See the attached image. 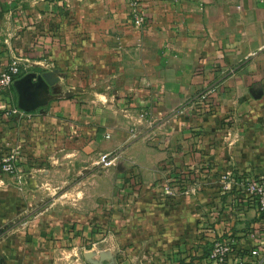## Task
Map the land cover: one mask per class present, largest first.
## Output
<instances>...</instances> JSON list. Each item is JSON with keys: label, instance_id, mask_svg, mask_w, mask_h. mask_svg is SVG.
Segmentation results:
<instances>
[{"label": "crops", "instance_id": "1", "mask_svg": "<svg viewBox=\"0 0 264 264\" xmlns=\"http://www.w3.org/2000/svg\"><path fill=\"white\" fill-rule=\"evenodd\" d=\"M27 1L0 0V13L15 7L17 19ZM140 1L142 30L130 0H45L34 42L17 23L0 34V71L17 62L16 81L60 78L14 117L32 130H0V158L16 152L21 171L0 173V264H213L201 231L212 242L233 236L246 253L256 234L264 256V216L223 179H264V0ZM10 98L18 107L15 87ZM132 125L137 138L119 131ZM95 130L112 132L101 150ZM99 151L120 152L111 167L127 182L122 209L99 207ZM136 179L147 186L133 190ZM163 179L199 184L204 212L169 204L155 185Z\"/></svg>", "mask_w": 264, "mask_h": 264}, {"label": "rangeland", "instance_id": "2", "mask_svg": "<svg viewBox=\"0 0 264 264\" xmlns=\"http://www.w3.org/2000/svg\"><path fill=\"white\" fill-rule=\"evenodd\" d=\"M30 1H36V0H29V2L27 1V2L23 3L22 7L19 8L18 14H17V12H14L15 14L18 15L17 19L11 17V15L9 14L12 10L16 9L15 7H11V9H7V10H2V12L0 13V34L2 35L1 37L4 38V37L8 36L12 27L15 28L14 27V25H16L15 23L21 25V26H19V35H21V32L24 31L27 33L28 39L30 38L31 41L35 37V36H33L34 33H36V34L41 33L42 28L45 26V21H44L45 0H41V1L39 0L40 1L39 3L30 2ZM42 1H44V2H42ZM34 11L37 12V16H35V17H34V15H35ZM33 31H34V33H33ZM26 33L24 36L20 37L21 39L25 38L24 41L26 40ZM7 39H9V38H7ZM34 40H33V42H34ZM103 110L105 111L106 109H103ZM143 110H145L141 113V117L143 119V122H146V123L151 122L153 120V113H154L153 107L150 106V108L148 107V108H145ZM104 111L101 114H106V112H104ZM109 113L110 112H108L107 115ZM143 113H147L148 116H142ZM13 124H15V125H13ZM100 128H102V127H100ZM39 129L42 130L41 128H39ZM0 130H32V128L29 126V124H26V123H23L20 121L17 122L15 120V118L13 117L10 119H0ZM108 131L109 130H95V132H96L95 134H98L97 135L98 136V143L100 146L99 150H101L102 144L105 143L107 140H109V137H110L109 134L112 132L108 133ZM119 131L120 132L121 131L122 132L123 131L124 132L125 131L130 132V136L132 134L133 138H137L138 136L141 135V131H143V130H138L137 125H132L129 130H119ZM101 153H102L101 151L98 152V157H99L98 188H99V190L102 189L103 191L100 190L101 195H99V199H98L99 200L98 201L99 207L112 203L113 209H117V208L122 209L125 206L124 203H126V201L124 200L125 195H123V194H127V193L122 192L123 191L122 190V184L123 183L127 184V182H125V179H124V182H123V180H121L120 183L118 181V178L121 177L120 176V174H121L120 165H117L116 167L115 166L105 167L102 163H100L101 158L105 155V154L101 155ZM106 154H110V158L112 160H114L115 157H117V155H119V158H120V152L117 153V151L111 152V153H106ZM118 163L119 162H117V164ZM56 164H55V167H56L55 169L58 170V165L56 166ZM109 169H112L110 171V173L107 172ZM20 172H21L20 171V163L18 161L17 170L14 173V175L11 174L8 176L18 177ZM0 173H2V172H0ZM51 178L54 179V180H52V182L55 184H57V181L61 180L57 173L55 175H53ZM171 179H167V180L163 179L159 183L155 184L157 186V188L159 189L160 193H162L166 196L169 204H174V205L179 204L181 200L186 199L190 202L193 201L195 203V205H198L196 207L199 208L201 210V212L203 213L204 212L203 208L205 206L201 203L200 199L196 198V195L199 193L200 190H202L201 186H199V184H197V183L188 184L187 182L182 181V180L180 182H178L176 180H171ZM130 184H131V187H133V190H136L135 188L139 187L140 185L147 186L146 184L141 183L139 181V179H136L134 182H131ZM50 186H51V184H49V186H47V187H50ZM111 186H113L115 188V190H114L115 195L113 194V190H112ZM151 187H153V186H151ZM227 188L233 189L234 188L233 184L228 183ZM140 189L142 190V188H140ZM191 190H194V194L191 195V197H195V198H191L192 200H189L190 197L187 195V192H189ZM167 191L169 192V194L166 193ZM102 193L108 194V196L102 197L103 196ZM110 197H112V198H110ZM135 202H136V200H135ZM206 212H208V210H206ZM210 212H212V211H210ZM215 212H217V211H215ZM227 215H228V213H227ZM234 219H235V215L232 212V215L229 219V222L233 221ZM202 230H204V229H202ZM204 234H206L205 231H201V233H200V236H202L201 241L204 240V242L206 244H208L209 247L211 248L212 243H213L211 241L212 238L208 237V238H210L208 240V239H206L207 237H205ZM196 250H197L196 247H194L195 254H197ZM200 252L202 253V250ZM82 264H84V263H82ZM204 264H207V263H204Z\"/></svg>", "mask_w": 264, "mask_h": 264}, {"label": "built area", "instance_id": "3", "mask_svg": "<svg viewBox=\"0 0 264 264\" xmlns=\"http://www.w3.org/2000/svg\"><path fill=\"white\" fill-rule=\"evenodd\" d=\"M130 3L131 23L133 27L142 30L147 25L145 10L141 6L140 0H130ZM21 72V67L17 62L12 63L0 71V119H10L24 115L23 111L12 104L10 98V92ZM142 116H148V114L143 113ZM100 161L105 167L111 166L113 163L110 154H105ZM17 164L18 154L16 152L8 153L0 158V172L7 175H14L17 170ZM223 179L241 189L248 198L255 202L259 213L264 216V179L239 178L232 174L223 176ZM166 193L169 194L168 191ZM251 239L257 242V244L248 253L245 252V248L241 247L237 238L233 236L215 239L210 248L208 259L213 264H228L230 261L237 262L245 259L253 262L256 259H260L264 262V256L261 254V247L263 245L258 243L260 242L259 236L251 234Z\"/></svg>", "mask_w": 264, "mask_h": 264}, {"label": "water", "instance_id": "4", "mask_svg": "<svg viewBox=\"0 0 264 264\" xmlns=\"http://www.w3.org/2000/svg\"><path fill=\"white\" fill-rule=\"evenodd\" d=\"M60 81V78L55 77L53 72L44 73L41 76H36L35 74H28L22 79L14 83V87L19 95L18 107L21 111L31 113L35 111L38 107L36 101L37 91L42 89L44 82L49 86L55 85ZM79 91V90H77ZM74 92H68L66 97H71ZM42 113V111H40Z\"/></svg>", "mask_w": 264, "mask_h": 264}, {"label": "trees", "instance_id": "5", "mask_svg": "<svg viewBox=\"0 0 264 264\" xmlns=\"http://www.w3.org/2000/svg\"><path fill=\"white\" fill-rule=\"evenodd\" d=\"M209 251H210V249H209ZM209 251H208V254L207 255H209Z\"/></svg>", "mask_w": 264, "mask_h": 264}]
</instances>
